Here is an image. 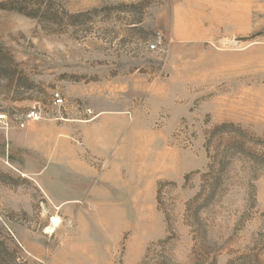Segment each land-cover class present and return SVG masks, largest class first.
<instances>
[{"label": "rangeland", "instance_id": "rangeland-1", "mask_svg": "<svg viewBox=\"0 0 264 264\" xmlns=\"http://www.w3.org/2000/svg\"><path fill=\"white\" fill-rule=\"evenodd\" d=\"M0 264H264V0H0Z\"/></svg>", "mask_w": 264, "mask_h": 264}, {"label": "built area", "instance_id": "built-area-1", "mask_svg": "<svg viewBox=\"0 0 264 264\" xmlns=\"http://www.w3.org/2000/svg\"><path fill=\"white\" fill-rule=\"evenodd\" d=\"M53 98L56 104L61 103V98L57 92L53 94ZM38 119H40V113L36 110H31L25 114L23 121L18 124V128H24L27 122L36 121Z\"/></svg>", "mask_w": 264, "mask_h": 264}, {"label": "crops", "instance_id": "crops-1", "mask_svg": "<svg viewBox=\"0 0 264 264\" xmlns=\"http://www.w3.org/2000/svg\"><path fill=\"white\" fill-rule=\"evenodd\" d=\"M30 131H31V130H30ZM28 133H29V132H28ZM38 172H39V171H38ZM38 172H37V173H38Z\"/></svg>", "mask_w": 264, "mask_h": 264}]
</instances>
